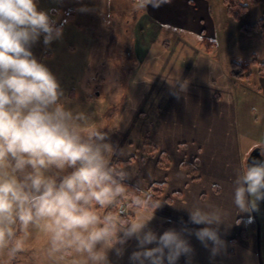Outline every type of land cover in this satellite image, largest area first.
I'll return each mask as SVG.
<instances>
[{"label": "clouds", "instance_id": "obj_1", "mask_svg": "<svg viewBox=\"0 0 264 264\" xmlns=\"http://www.w3.org/2000/svg\"><path fill=\"white\" fill-rule=\"evenodd\" d=\"M135 6L159 4L135 0ZM62 33L37 0H0V264L31 259L26 254L35 240L45 264H111L109 253L123 256L132 239L130 264H177L181 256L191 264L186 234L193 230L158 234L149 227L155 211L128 219L117 209L135 190L125 183L131 174L113 162L117 149L101 123L89 126V112L69 106L57 77L31 50L41 37L49 46ZM256 149L264 157V143ZM262 201L264 159L254 158L235 174L232 204L251 214ZM187 211L192 224L203 225L194 235L212 256L225 250L219 229L228 213L219 206Z\"/></svg>", "mask_w": 264, "mask_h": 264}, {"label": "crops", "instance_id": "obj_2", "mask_svg": "<svg viewBox=\"0 0 264 264\" xmlns=\"http://www.w3.org/2000/svg\"><path fill=\"white\" fill-rule=\"evenodd\" d=\"M97 1L88 0V6L96 9L98 5ZM182 1L171 0V3L167 5L163 0H157L158 7L148 6L146 10H141L136 16L132 17L130 22L135 26L133 31H137V33L132 34H136L137 36L134 35V43L131 44L135 68L129 78L131 84L128 95L131 101L135 96L143 97L144 100L146 97L160 96L163 99V107L168 106V103H174L172 105L173 109L175 106L176 108H180L183 105L189 108V113H191L189 115L190 119L181 122L174 119L175 111L173 109L167 111V115L163 119V144H159L158 139H155V143L163 149L164 154L168 152L167 147L171 143L177 148L178 154L181 155L178 159L192 163H195L197 160L199 163L196 168L198 172L197 175H190V177L184 170L182 174L181 172H177L179 184L175 191L180 195L176 194V197L168 201L166 192H164L159 202V204H162L160 208L154 209L150 213L145 212V210H138V212H141V215L144 216H151L155 211L154 218L151 220L149 227L158 234H162L163 231L169 228L180 230L186 227L193 230V234H186V238L193 248L191 264H264V201L260 202L259 211L251 214L237 212L232 204L235 174L245 164L244 160H241L239 156L240 143L238 134L242 129L241 126L246 123L248 110V100L246 97L254 93L255 95H251L250 97L264 100V95L262 91L260 93L254 91V89H241V87L238 89L235 82L233 84L229 77H224L227 75H223V71L221 73L206 72L207 76H201L198 79L197 75V82H204L206 79H210L209 84L205 83L204 86H196L195 79L190 77V80L185 81L183 84L184 77L188 75L189 67H186L187 71L183 75L177 72L174 73L176 65L180 61L178 56L182 53L180 52L181 49L188 48L189 51H185L189 54L186 58L190 60L199 58V60L209 63L207 66L204 64L202 66L201 62H197L196 65L195 63H190V66H195V70H200L201 68V70L206 69L204 71H207V69L214 68L216 63L207 56L210 54L207 48L204 50L206 56L197 49L198 47H202L201 42L205 47H209L210 44L215 46V42L212 44L211 40L204 41L205 43L198 40L200 37L199 32H202L205 36H212L208 22H212L213 19L209 14L207 1L205 0V3L201 0L204 6L200 10L197 8L193 10V15L191 14V17L188 15L189 18L185 17L180 10L183 7ZM57 3H59L58 0H47V6L44 7V5L39 4L37 1L38 8L48 12L53 20H55L58 11ZM83 9H86L85 5ZM186 9L189 12L191 11L189 7ZM167 12L169 13L167 14ZM69 13H72L70 19H66L64 23L59 22L63 27L61 39L53 41L49 46H45L43 37H41L32 46L31 50L34 56L44 63L57 77L65 96L71 100L69 106L75 107L79 105L81 109L83 107L82 110H86L89 99L87 98L88 94L82 88H80L81 93H77L74 99L69 94L70 90L74 89L78 84L80 85V81L78 83L77 81L82 75L80 65L82 59L79 61L76 57V62H66L58 55L60 48H64V51L71 53L70 49L74 48L77 43L85 48L92 45L91 41L90 43L88 42L85 35H82V33L77 31L78 29L74 28L76 25H72L76 13L72 11ZM194 19L197 21L198 19L203 20L201 28L198 26L195 28L185 27L188 26V23H192ZM171 22L176 23L175 26L178 28L170 26L169 23ZM178 22L182 23L179 25ZM165 26L170 28V30H167L171 38L170 42L163 41V27ZM184 27L191 30L186 31L183 29ZM178 29L184 31L183 33L188 34V36L190 33L195 32L197 40L188 39V36L185 35V37L178 39L180 43L175 48L176 46L173 44L172 38L174 37V33L177 32L175 30ZM64 31L70 32L72 36L70 33H67L69 39H65L66 34ZM213 32L214 30H212ZM53 54H55V57H53ZM86 57H88L87 54ZM56 58H58V63L55 62L57 63L56 65L55 63L46 64L47 59L52 60ZM87 59L84 58V64ZM163 63L172 65L170 72L165 77H163ZM181 77L182 82L178 84L174 82ZM225 78L230 80V83L225 82ZM133 79L134 81H132ZM154 82L156 83L154 84ZM174 83H176V87H174ZM180 85L181 87H179ZM222 94L226 96L224 101H221L219 98ZM169 96H172V98H169ZM140 107L139 113H145L146 115L151 111L148 108ZM151 109L157 111L159 107L154 105L151 106ZM132 113L133 110L131 111ZM151 123L149 126L153 127ZM182 133L184 134L182 135ZM164 141L166 142L164 143ZM166 171L163 173V177H153L148 182V185L145 186L146 192L153 182H157L162 178L167 185L168 181L165 178L168 175ZM184 173L185 175H183ZM194 178H198L199 180L195 179L192 181ZM129 179V181L142 188V180L133 177ZM200 182H204L202 187L198 185ZM217 187L216 191L215 188ZM202 192L206 193V198H202ZM174 200H176L177 204V213L172 215L170 211ZM196 205L201 207L219 206L228 213V224L220 225L219 229L221 238L226 242L227 247L219 255L212 256L209 248H205L194 235V230L203 227V225L192 224L189 221L187 209H191ZM163 209L166 211L165 213H163ZM138 212L133 215V218L140 216ZM163 222L169 223L163 225ZM242 227L246 229V237L242 236ZM34 245V247H42V243L39 240H35ZM136 245L135 239L129 240L125 245L123 256H117L114 250L111 251L109 253L111 264H130L129 256L136 250Z\"/></svg>", "mask_w": 264, "mask_h": 264}, {"label": "rangeland", "instance_id": "obj_3", "mask_svg": "<svg viewBox=\"0 0 264 264\" xmlns=\"http://www.w3.org/2000/svg\"><path fill=\"white\" fill-rule=\"evenodd\" d=\"M37 1L39 4L44 5V7L47 6V0ZM58 1V11L55 16L56 24L59 22L64 23L67 13L70 11L76 13L72 25H76L74 28L78 29L77 31L82 33V35H85L89 43L90 41L92 43L91 47L88 48L77 43L74 48L70 49L71 53L64 51V48L58 50L59 57L66 62H76V57L79 61L82 59V63H79L81 65L82 75L77 81V83L80 81V85L78 84L74 89L70 90L69 94L74 99L77 93H81L80 88L88 94L87 98L89 99V103L87 104L88 107L86 111L90 114L88 121L89 126L94 125L98 121L101 123L104 131L108 133L110 142L117 149V155L113 157V162L117 163L118 167L127 169L131 174L130 178L133 177L143 181L141 185L142 188L135 184L141 190V193L143 195L149 193V190L146 192L145 189L148 182L153 179V177H163V173L167 170L168 176L165 178L168 181L167 185L166 182L163 181V178L157 182L165 183L164 192H166L168 201L169 199L172 200L178 193L175 191L179 184L176 173L181 172L182 174L184 170L189 177L190 175H197L198 171L196 168L199 163L197 160L195 163H192L190 161L186 162L178 159L181 155L178 154L177 148L171 143L168 144V152L166 154H164L163 149L155 143V139H158L159 144H163V119L165 115H167V111L173 109L172 105L174 103H168V106H164V108L163 99H161L160 96L146 97L145 100L143 97L135 96L131 101L128 95L131 84L129 78L135 68L131 44L134 43V35L137 36L136 34H132L137 33V31H133L135 26L130 21L132 17L134 15L136 16L141 10L136 8L135 0H98L96 9L88 6V0ZM202 1L205 2V0ZM202 1L183 0V7L180 10L185 17L187 16V18H189L193 10L196 8L200 10L204 6ZM206 1L209 14L213 19L212 22H208L212 36H205L202 32H199L200 37L198 40L203 42L211 40L215 42V46L210 44L209 47H205L201 42L202 47H198L197 49L206 56L204 50L207 48L210 53L207 56L213 59L217 65L215 64L214 68L207 69V71H204L206 69L201 70V68L200 70H195V66H190V63H195L196 65L197 62H201L202 66L203 64L207 66L209 63L203 62L199 60V58L195 60L186 58L189 54L185 51L189 50L185 48L180 51L182 52L178 56L180 61L176 65L174 73L177 72L183 75L185 71H187L186 67H189L188 75L184 77L183 84L185 81L190 80V77L195 79L196 86H204L205 83L209 84L210 79H206L204 82H197V75L198 79L201 76H207L208 74L206 72L211 73L213 71V73H221V71H223V75H227L224 77H229L233 84L235 82L238 89H240L239 87H241V89H254L256 92L258 91L261 93L262 91L264 95V77L260 76L258 65L252 66L248 77L234 78L230 75V63L233 60L249 59L252 55H255L260 61L264 60L262 27L259 29L251 27L261 19L264 22V4H253L250 3L249 0H239L247 4L248 9L239 19H235L228 14L224 0ZM163 2L168 5L171 3V0H163ZM84 5L86 9L82 10ZM187 7L191 9L190 12L186 9ZM169 12H167V14ZM202 22V19H198V21L194 19L192 23H188V26L185 27L195 28L198 26L201 28ZM181 23L182 22H178L179 25ZM169 24L170 26L177 27L175 26L176 23L174 24L171 22ZM185 27L183 29L186 31L191 30ZM245 27H250V32L245 31ZM167 30H170L168 26L163 27V41L170 42L171 38ZM212 30H214L213 33ZM175 31L177 32L174 33L172 40L174 42L173 44L176 46L175 48H177L180 43L178 39L185 37V35L188 36V34L183 33L184 31L180 29ZM73 32L75 33V31ZM64 33L66 34L65 39H69L67 33L70 32L64 31ZM189 36L188 39L197 40L195 32L190 33ZM203 37L209 38H207L208 40H204ZM86 54L88 57H86ZM54 55L55 54H53V57H55ZM84 58H88L85 64ZM46 62V64L58 63V58L52 60L47 59ZM57 63H55V65ZM171 66L172 65H169V63H163V77L170 72ZM225 79V82L230 83V80H227V78ZM132 81H134V79ZM174 82L177 84L182 82V77ZM155 83L156 82H154V84ZM176 83H174V87H176ZM179 87H181V85ZM107 88L108 90H106ZM251 95L255 94L252 93L246 97L248 100L246 123L241 126L242 129L238 134L240 143L239 156L245 163H247L250 150L252 151L257 143H264V100L250 97ZM189 96L192 98L191 95ZM169 98H172V96H169ZM219 98L221 101H224L226 96L222 94ZM154 105L159 107L157 111L151 109V106ZM140 106L148 108L151 111L146 115L145 113H139ZM187 108L188 107L185 105L180 108H176L175 106L173 109L175 111L174 119L179 122L190 119L189 115L191 113H189L190 110ZM132 110L133 113L131 114ZM150 122H152L151 125H153V127L149 126ZM183 134L184 133H182V135ZM165 142L166 141H164V143ZM120 150H122V152H120ZM185 173L183 175H185ZM195 179L199 180L198 178H194L192 181ZM129 180L130 179H128V181ZM188 180H190V178H188ZM203 183L204 182H200L198 185L202 187ZM215 189L217 191L218 187ZM201 195L202 198H206V193L202 192ZM121 204L124 206L122 208L123 211L129 215L133 216L138 212L136 208L131 206L129 196H123V199L117 204V209ZM99 211L103 213L105 210L100 209ZM145 212L150 213L151 211L145 210ZM165 212L166 211L163 209V213ZM175 213H177L176 200H174L170 211L172 215H175ZM141 214V212H138V215ZM165 223L166 222H163V225H165ZM34 246L33 241L29 245V252L26 254L31 259H22L17 262L18 264H45L42 247Z\"/></svg>", "mask_w": 264, "mask_h": 264}, {"label": "trees", "instance_id": "obj_4", "mask_svg": "<svg viewBox=\"0 0 264 264\" xmlns=\"http://www.w3.org/2000/svg\"><path fill=\"white\" fill-rule=\"evenodd\" d=\"M250 3L253 4H264V0H249ZM227 12L230 16H232L235 19H239L243 13L246 12L248 9V5L245 3H242L239 0H224ZM71 14H67L66 19L71 18ZM57 26H62L61 23H58ZM252 28L259 29L262 27V38H264V22L263 20H259L256 23H254ZM245 31L250 32V27H245ZM204 40H208L207 37H203ZM213 44V41H210ZM253 65H258L259 68V74L260 76L264 77V60L260 61L256 58L255 55H252L249 59H242V60H233L230 63V75L234 78H245L248 77L251 71V68ZM130 160V159H128ZM125 183L131 187L135 188V190H129L125 195L129 196L130 198V204L132 207L136 208L137 210H149L152 211L155 208L152 205H158L164 189H165V183L164 182H155L153 183L149 188V193L146 195H143L141 193V190L132 182L126 180ZM137 199H140L142 201H146L145 203H142L139 207L135 206V202ZM171 201V199H169ZM117 219H120V215L118 212L115 213ZM132 215L128 214V219H132ZM167 223V222H166ZM168 224V223H167ZM246 229L242 227L241 233L243 237H246L245 231ZM178 264H188L187 257L181 256L179 259Z\"/></svg>", "mask_w": 264, "mask_h": 264}, {"label": "water", "instance_id": "obj_5", "mask_svg": "<svg viewBox=\"0 0 264 264\" xmlns=\"http://www.w3.org/2000/svg\"><path fill=\"white\" fill-rule=\"evenodd\" d=\"M264 159V157L260 156L259 149L252 150L248 156L247 162H251L252 159Z\"/></svg>", "mask_w": 264, "mask_h": 264}, {"label": "built area", "instance_id": "obj_6", "mask_svg": "<svg viewBox=\"0 0 264 264\" xmlns=\"http://www.w3.org/2000/svg\"><path fill=\"white\" fill-rule=\"evenodd\" d=\"M123 207H124L123 204L119 205L118 210L123 211V209H122ZM120 211H119V213H120Z\"/></svg>", "mask_w": 264, "mask_h": 264}]
</instances>
